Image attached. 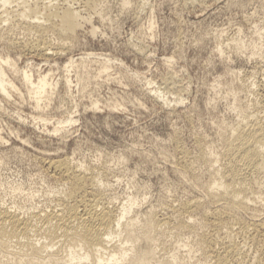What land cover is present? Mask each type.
<instances>
[{
  "label": "rangeland",
  "instance_id": "rangeland-1",
  "mask_svg": "<svg viewBox=\"0 0 264 264\" xmlns=\"http://www.w3.org/2000/svg\"><path fill=\"white\" fill-rule=\"evenodd\" d=\"M102 1L104 18L91 16L92 22L81 29L78 42L59 56L34 57L5 48L0 42V56L8 55L20 69L29 67L36 81L39 74L48 72L54 83L65 76L73 80L71 95L65 94L59 84L49 104H41L44 107L40 105V109L20 78L7 70L17 92L9 101L0 97V203L6 206L17 203L33 208L51 202L60 184L47 175L40 160L58 157L72 158L85 166H104L107 174L103 172L101 180L119 206L135 199L136 210H144L159 201L177 203L202 197L201 189L210 177L201 154L209 149L219 156L226 126L237 125L238 114L251 112L254 101L260 100L257 95L264 81V50L253 56L248 47L258 37L264 44V0H130L125 10L121 0ZM15 35L19 41L35 39V35L30 37L22 30ZM51 38L52 47H58L60 41ZM139 45L151 58L140 54ZM90 53L96 55L86 63L92 73L89 78H93L79 83L76 68L66 71L63 67L69 57L80 59ZM166 57L173 58L172 66L162 62ZM97 59L111 61L106 74L98 73ZM169 74L184 88L177 93L183 100L180 104L158 103L146 91H164L162 83ZM149 81L151 86L146 84ZM243 82L255 84L253 95L247 94ZM177 94H168L167 98L175 100ZM95 101L98 110L93 107ZM71 117L75 123L61 133H53L59 122ZM179 143L191 153V162L199 157L198 161L194 159L197 164L192 162L199 182L174 171L172 164L178 162L174 150ZM198 145L206 151L202 153ZM17 183L23 184L24 193L15 192ZM159 212V216L165 213Z\"/></svg>",
  "mask_w": 264,
  "mask_h": 264
},
{
  "label": "bare ground",
  "instance_id": "bare-ground-1",
  "mask_svg": "<svg viewBox=\"0 0 264 264\" xmlns=\"http://www.w3.org/2000/svg\"><path fill=\"white\" fill-rule=\"evenodd\" d=\"M101 1L0 0V42L5 48L34 57L49 59L59 56L61 51L71 50L72 44L78 42L79 32L92 22L91 16L103 17V12H106L101 5L105 2L103 0L101 4ZM130 2L121 0V8L127 9ZM142 5L145 4L142 2ZM21 30L29 36L35 35L32 36L35 39L19 41L15 33ZM92 32L95 33L96 28ZM52 36L60 41V44L55 41L56 48L51 45ZM258 38L247 46L253 56L257 55L255 52L264 50L263 41L258 42ZM141 46L138 51L149 58L148 51L143 52ZM95 56L90 53L80 59L69 57L63 69L76 68L78 82L87 83L93 77L90 75L89 78L92 73L86 63ZM7 57L0 56V97L4 100L9 101L17 92L7 70L20 78L27 93L34 97L36 103H33L37 108L43 109L45 102L49 104L59 84L65 89V94H72L73 80L70 76L54 83L52 73L48 72L39 74L36 81L29 67L20 69L17 62ZM96 61L100 66L98 73L106 74L111 67L110 60ZM162 62L170 67L173 58L166 57ZM171 76L163 80L164 91L146 90L158 103L183 102L177 93L184 88L179 87V81L176 79V83ZM243 83L247 94L253 95L255 84ZM146 84L151 86L153 83L149 81ZM258 91L260 100L257 98L259 101L255 102L253 98V108L248 105L253 111L241 112L239 106L238 124L226 126L223 138L220 136L223 151L219 156L208 148V152H202L204 148L197 141L204 153L202 157L197 156L207 164L201 161L205 168L208 167L210 180L205 187L202 185L203 190L198 187L203 196L193 200L184 199L177 203L175 200L173 203L159 201L158 205H150L144 210L139 207V211L136 210L137 203L133 202L135 199L119 206L116 205L118 201L114 202L115 197L108 195V188L104 187L106 183L101 180V176L107 174L104 166H85L68 157L42 158L40 165L60 184V189L57 188L51 202L41 207L28 208L17 203L10 207L0 203V264H264V81ZM168 94H177L179 98L170 100ZM93 105L98 110V101ZM74 120L71 117L66 122H59L53 133L63 132L75 123ZM179 145L175 146L173 154L178 161L175 166L172 164L174 171L196 180L199 176L194 159L199 157L192 159L195 164L192 163L188 155L191 153ZM217 164L221 165L218 167ZM14 189L16 193L23 192L24 186L21 183ZM161 210L165 212L163 216H159Z\"/></svg>",
  "mask_w": 264,
  "mask_h": 264
}]
</instances>
